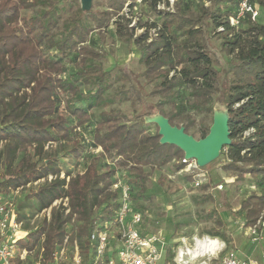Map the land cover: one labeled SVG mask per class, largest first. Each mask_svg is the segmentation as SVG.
I'll use <instances>...</instances> for the list:
<instances>
[{
  "label": "trees",
  "instance_id": "trees-1",
  "mask_svg": "<svg viewBox=\"0 0 264 264\" xmlns=\"http://www.w3.org/2000/svg\"><path fill=\"white\" fill-rule=\"evenodd\" d=\"M241 1L211 0L210 9L215 7L216 11L204 8L201 16L184 14L179 8L178 13H165L160 15L163 25L157 38L146 43V35H142L136 42L142 53L141 62L147 67L145 75L149 83L166 77L152 93L163 98L157 104L159 115L169 119L173 126L184 127L195 137L196 134L190 132L194 120L185 116L190 111L213 114L220 91L217 86L220 71L209 57V24L205 20H211L215 31L224 29L218 32L223 35L222 50L233 56L225 75H233L234 80H225L228 90L223 99L230 116L232 144L224 148L229 149V157L222 169L239 176L247 171L262 188L259 194L252 193L241 202L239 214H246L249 226L257 222L264 206V0H249L259 12L256 21L247 15L238 26H232L230 17L237 15ZM125 3L126 0H107L108 10L102 16L92 14V9L78 8L74 16L64 21V9L52 0H0V144H4L0 151V190L7 194L53 175L55 180L30 191L27 198L39 202V212L49 209L58 200H69L68 214L67 208L60 205L53 209L51 219H44L35 230L28 229L29 217L16 203L19 220L24 222L28 232L18 241V246L37 255L38 249H44L45 264H52L65 239H71L68 225L74 217L79 224L77 241L81 252L85 249L87 256L93 257L95 247L90 241L91 234L101 226L114 224L116 218L120 192L111 187L121 170L125 174L120 178L131 186V198L135 187L144 197L154 170L162 169L173 160L184 159L181 149L160 143L159 129L149 132L145 117L127 123L120 114L104 111L96 117L92 113L113 103L114 99L106 96L111 82L115 77L119 80L126 75L123 73L120 77L106 71L97 63L101 54L80 45L87 42L95 29H102L119 17ZM25 10L35 13L26 16ZM121 19L115 21L117 34L131 40L133 33ZM183 36L186 39L179 42ZM72 53L76 54V69L69 73L64 59ZM173 71L175 75L168 79ZM82 87L87 88L82 97L86 105L71 104L67 107L69 117L61 115V95L76 96ZM187 87L190 88L188 94ZM122 94L124 101L133 96L132 93ZM168 104L173 105L175 113L165 111ZM185 118L184 126L176 122ZM94 119L97 122L92 129L93 142L89 145L75 142L68 152L69 157L76 161L83 150L100 147L103 154L112 159L114 168L103 170L99 159L93 158L84 174L73 176L64 170V165L57 164V157H48L39 166L15 164L17 148L69 141L78 128H90ZM210 128L204 127L201 139L209 134ZM184 168L183 163L177 165L178 171ZM63 171L67 173L61 178ZM207 196L211 201L212 196ZM224 227L222 219H216L210 236L227 243L229 237ZM172 258L170 250L168 260Z\"/></svg>",
  "mask_w": 264,
  "mask_h": 264
},
{
  "label": "rangeland",
  "instance_id": "rangeland-1",
  "mask_svg": "<svg viewBox=\"0 0 264 264\" xmlns=\"http://www.w3.org/2000/svg\"><path fill=\"white\" fill-rule=\"evenodd\" d=\"M52 1L57 2L59 8L64 9V21L74 16L78 8H84L86 5L84 0ZM211 5V0H126L124 10L119 17H122L121 21L124 24H128L131 29L133 33L131 40L126 37L122 38L117 34L115 21L119 17H116L108 26L102 29H95L90 34L87 42L80 45L81 47L89 46L100 53L101 59L97 63H101L106 71H112L114 75L118 76L123 73L126 75L119 80H117L119 77L114 76L116 80L114 78L111 82V88L107 91L106 96L114 99L113 103H108L101 109H94L92 113L98 117L101 112H113L120 114L121 119L127 123L135 122L137 118L142 116L147 120L149 132L155 133L159 128L151 120L159 115L157 104L163 98L160 95H152V93H155V89H158L166 77L149 83V79L145 75L147 67L141 62L142 53L139 44L136 42L137 38L146 35V43L155 40L163 25V19L160 15L170 12L178 13L177 9L179 8L184 14L192 13L194 16H201L204 8L216 11L215 7L210 9ZM107 7V0H92L89 9H92V14L102 16L108 10ZM23 13L26 16H32L35 11L25 10ZM207 17L209 18V16ZM90 22L93 24L92 20ZM205 22L207 25L209 24V34L207 32L208 48L210 50L209 57L210 59L212 58V64L215 69L220 71L217 76V86L220 91L217 92L219 95L214 104L213 114H197L194 111H190L188 116H185L194 120L190 132L196 134L195 138L198 140L201 139V131L204 127L212 126L214 113L228 110L223 99L224 93L228 90V84L225 80H234L233 75H225L226 71H228L227 64L232 61L233 56L227 55L222 50L223 35L219 34V31H215L214 27L210 25L211 20L207 19ZM185 39L186 37L183 36L179 39V42ZM75 56L76 54L72 53L64 59L65 67L69 73L75 72ZM174 75V71L170 72L168 79H171ZM86 91L87 88L82 87L81 93L76 96L70 94L61 95L59 113L69 117L67 109L69 105L85 106L86 104L82 97ZM189 92L190 88L187 87V94ZM122 93H132L131 95L133 96L130 100L124 101L122 99L124 94ZM165 111L167 113H175V109L171 104L165 106ZM148 114L151 115L147 116ZM186 121L185 118L183 120L178 119L176 122L184 126ZM96 122L97 119H94L93 123L89 124L90 128L86 130L78 128L71 136V139L66 142L50 143L44 146L31 144L17 148L15 164L39 166L48 157H57V164L64 165V170L70 171L73 176L84 174L93 158L99 159L103 170L107 167L114 168V162L110 157L103 154V149L100 147L95 150L91 149L92 147L87 148L85 151L83 150L81 157L76 161L73 157H69L68 152L75 142L87 145L93 142L94 134L92 131L95 129ZM3 146L4 144H0V151ZM228 157L229 149L226 148L221 152L218 159L201 168L199 174L204 175L205 179L201 181V187L199 188L195 187L194 175L187 173L185 169L177 170V165L181 163L178 160H173L162 169L153 171L152 177L147 184L148 191L144 197L140 196L139 189L135 187L132 195L133 206L142 212H149V216L146 217L148 232L162 233L169 242V247H172L176 243L174 241L180 237H185L189 239V243H192V238L195 235L208 234L210 236L209 231L216 227V219L221 218L225 224L224 232L229 237V241L226 243L227 246L232 243L239 252H246L247 254H252V256L259 257L264 251V241L259 244L251 243L244 230L240 228L247 222L246 214H239V211L241 202L252 193L259 194L261 187L256 185L247 171L241 173L240 176L238 173L224 172L222 167L228 163ZM147 170L150 171L149 168ZM121 172L119 177H123L125 174L122 170ZM1 173L2 169H0V175ZM66 173L63 171L61 178H64ZM229 177L233 179L230 180L228 179ZM55 179L56 176L49 175L48 179L45 178L29 183L23 188L11 190L7 193L21 207L22 213L29 217L28 229L35 230L41 226L44 219L50 220L53 209L58 208L60 205L67 208L66 214L70 212L68 199L58 200L49 209L39 212V202L36 199L27 198L30 191L38 190L47 181L51 182ZM220 185L224 187L222 190L218 188ZM204 186H208V188L204 189ZM111 189L114 190L113 187ZM207 195L212 196L211 201L206 199ZM78 225L76 217L68 225L69 235L73 242L68 237L65 239L62 244V249L65 250V253L62 257L59 256V264H73L75 253L81 250V246L77 241ZM27 234L26 230L19 231L15 235L14 240L18 242L25 238ZM178 245L180 243H177V247ZM82 250H84L83 255L87 256L88 253L85 249ZM37 252H40L39 249ZM32 258L34 259V257ZM221 260L222 257L211 264H221ZM168 264H176V262Z\"/></svg>",
  "mask_w": 264,
  "mask_h": 264
},
{
  "label": "built area",
  "instance_id": "built-area-1",
  "mask_svg": "<svg viewBox=\"0 0 264 264\" xmlns=\"http://www.w3.org/2000/svg\"><path fill=\"white\" fill-rule=\"evenodd\" d=\"M247 15H251L252 21H256L259 12L249 0H242L237 15L230 17V24L238 26ZM181 163L185 165L187 173L194 175L195 187H201V181L205 177L199 174L201 167L197 162L184 157ZM112 187L120 192V205L114 224L94 230L90 237L95 247L93 257L84 256L78 250L73 264H160L168 246L165 236L162 233L145 235L142 232L141 227L149 212H142L133 206L131 186L123 178H117ZM218 188L222 190L224 187L220 185ZM10 197L0 190V264H45L44 249L37 255L35 251L20 249L18 242L14 240L15 235L25 229L24 222L19 220L16 202ZM240 228L252 244L264 241V206L254 225L243 224ZM179 243L181 245L176 250V264H211L221 257V264H264V252L258 259L241 258L235 250H229L224 241L209 235H196L192 238V243L182 237ZM64 253V249L56 253L52 264H59V258Z\"/></svg>",
  "mask_w": 264,
  "mask_h": 264
},
{
  "label": "water",
  "instance_id": "water-1",
  "mask_svg": "<svg viewBox=\"0 0 264 264\" xmlns=\"http://www.w3.org/2000/svg\"><path fill=\"white\" fill-rule=\"evenodd\" d=\"M84 1L86 5L83 9H89L92 0ZM151 122L159 128L161 144L178 147L183 151L186 159L195 160L201 168L218 159L224 148L232 144L230 116L226 111L214 113L209 134L199 140L188 134L184 127L171 125L169 119L162 115H157Z\"/></svg>",
  "mask_w": 264,
  "mask_h": 264
},
{
  "label": "crops",
  "instance_id": "crops-1",
  "mask_svg": "<svg viewBox=\"0 0 264 264\" xmlns=\"http://www.w3.org/2000/svg\"><path fill=\"white\" fill-rule=\"evenodd\" d=\"M220 171H222V170H220ZM226 174V173H225ZM250 176V175H249ZM251 177V176H250ZM228 179H230V180H232L233 178L231 177H229ZM253 180V179H252ZM260 189H262V188H260ZM261 192V191H260ZM141 230H142V232L145 234V235H151V234H155V232L153 233V231L152 232H148V223L145 221L144 222V225H142V227H141ZM245 233V232H244ZM246 234V233H245ZM205 235H208V234H205ZM196 236V235H195ZM199 236H201V235H199ZM247 236V235H246ZM212 237H217V236H212ZM166 238V237H165ZM181 238V237H180ZM179 238V239H180ZM217 238H219V237H217ZM248 238V237H247ZM179 239H176L174 242H176L175 243V245L174 246H172V247H169V242L167 241V243H168V246H167V250H166V253H165V255H164V257H163V259H162V261H161V263L160 264H168V263H170V262H176L175 261V256H176V250H177V248L181 245H178V247H177V243H179ZM219 239H221V238H219ZM191 240V239H190ZM222 240V239H221ZM223 241V240H222ZM225 242V241H224ZM226 243V242H225ZM228 249L229 250H231V249H233V250H235L236 252H237V254L241 257V258H250V259H258V258H260V256L258 257V256H252V254H247L246 252H239V250L237 249V248H235L234 247V245L231 243V244H229V246H228ZM172 251V254H173V258H172V260L171 261H169L168 260V254H169V251ZM264 252V251H263ZM241 253V254H240Z\"/></svg>",
  "mask_w": 264,
  "mask_h": 264
}]
</instances>
